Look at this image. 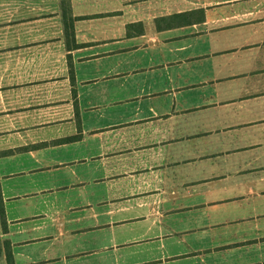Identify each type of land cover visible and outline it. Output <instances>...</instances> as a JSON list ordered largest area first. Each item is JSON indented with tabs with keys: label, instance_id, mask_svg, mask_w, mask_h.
Segmentation results:
<instances>
[{
	"label": "crops",
	"instance_id": "1",
	"mask_svg": "<svg viewBox=\"0 0 264 264\" xmlns=\"http://www.w3.org/2000/svg\"><path fill=\"white\" fill-rule=\"evenodd\" d=\"M5 244L264 264V0H0Z\"/></svg>",
	"mask_w": 264,
	"mask_h": 264
},
{
	"label": "trees",
	"instance_id": "2",
	"mask_svg": "<svg viewBox=\"0 0 264 264\" xmlns=\"http://www.w3.org/2000/svg\"><path fill=\"white\" fill-rule=\"evenodd\" d=\"M3 248H4V250L2 251V248L0 245V257H2L4 255L6 264H14L11 248L9 246H7V244H5V247L3 246Z\"/></svg>",
	"mask_w": 264,
	"mask_h": 264
}]
</instances>
